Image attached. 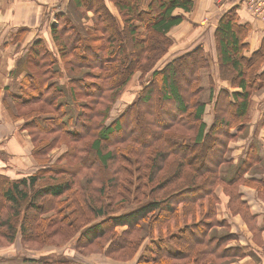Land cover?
<instances>
[{
  "label": "trees",
  "instance_id": "16d2710c",
  "mask_svg": "<svg viewBox=\"0 0 264 264\" xmlns=\"http://www.w3.org/2000/svg\"><path fill=\"white\" fill-rule=\"evenodd\" d=\"M112 1L119 16L105 0H71V11L95 13V29L86 34L81 19L57 7L52 44L37 36L19 58L14 76L26 74L19 90L7 89L22 109L14 117H25L22 127L45 166L29 177L0 172V237L13 241L11 232L20 226L25 239L47 243L52 238L47 227L58 219L53 230L65 239L77 235V247L94 245L100 251L109 240L106 251L113 257L128 259L140 251L136 264H229L245 257L239 246L229 245L236 233L215 230L231 227L218 218L214 189L223 180L233 186L243 179L264 191V179L246 175L261 162L259 139L248 142L238 161L228 156L231 141L248 131L250 94L264 80V37L252 50L251 24L241 22L236 6L225 9L213 36L220 76L236 88L212 90L205 100L202 70L212 64L204 45L156 67L172 44L168 33L184 18L174 11L192 9L194 0ZM182 70L185 87L178 80ZM137 71L152 73L110 121L114 103ZM61 138L69 144L58 160L68 161L46 166L49 150ZM202 147H207L205 160L198 167ZM83 173L87 178L81 180ZM235 185L230 209L241 213L255 236L261 230L253 226L255 216ZM49 211L54 215L39 219ZM24 259L71 264L64 256Z\"/></svg>",
  "mask_w": 264,
  "mask_h": 264
},
{
  "label": "rangeland",
  "instance_id": "374dc122",
  "mask_svg": "<svg viewBox=\"0 0 264 264\" xmlns=\"http://www.w3.org/2000/svg\"><path fill=\"white\" fill-rule=\"evenodd\" d=\"M105 1L109 5V10L112 11L110 12L115 14L116 16H119V9L115 5V3L112 0ZM207 1H210V4L214 5V9H217V15H215L216 13H214V9V15H210L212 12L211 9H206V14L200 13V8L205 6ZM18 2H20V0H18ZM41 2L45 4V2L49 1L42 0ZM222 2L223 0H194L193 8L188 11H185L181 8H176L174 13L182 14L184 18L182 22L175 25L172 30L168 33V35L172 39V44L169 46V50L165 54H163L158 60V64L156 66L161 67L165 64L168 59L173 58L180 53L193 49L199 41L205 40L206 46L211 50L209 51L208 49L207 54L212 64L210 68H205L202 70L201 83L204 86V90L201 93V98L205 100L209 99V95L212 90L213 93H216L221 87H225L222 86L224 84V81H228L231 85L230 80L224 79L222 78V76H220L218 69L219 62L217 60V51L215 48L216 45L214 41V36L213 40L210 41L208 39V34L210 33V31L213 30L211 26L212 20H219L222 11H225L226 8L230 7H228V5H230V2L227 4L220 5L222 4ZM70 3L71 0H54L53 2L46 3V7L48 8V10L50 9V13L49 15H47V18L45 16L43 20L38 14L39 5L33 7L34 13L30 12V8L26 6L21 8H14V10L27 12V18L31 20L32 17V19L35 21L28 22V24H26L25 22H22L24 15L22 16V21H20V16L13 14L11 16H6V22H0V172H7L12 178L29 177L34 172H36L41 166L45 165H40L39 161L36 159L35 154L33 152V149L35 147L33 140L30 137L29 131L22 127L25 122V117H14L15 115L18 116V114L22 112V109L11 99L8 93L7 85H9V88L14 91H17V89L19 90V82L21 78L26 74V72H22L18 78H15L14 71L15 68H17V63H19V58L23 53L26 52V47L29 43L33 41L36 36L39 35L40 37H42L46 41V44H52L53 38L52 35L50 37V25L56 22L55 10L57 9V7H61L63 9L67 8L66 10L72 13L74 20L81 19L80 27L79 23L78 27L82 30V33L86 34L89 31H94L95 24L97 23L95 13L92 10L88 9H73V11H71V8L69 6ZM207 8L209 7L207 6ZM253 22L255 25L258 23L262 24L261 27L257 26V31H259V34L263 33L262 31H264V23L258 18L253 20ZM20 25H25L29 27V31H26V33L24 34V38L22 37V39L18 43H14L10 39L7 40V35L13 32L11 28H17V26ZM212 49L215 51L213 52ZM152 71H150L146 76H142V73L139 71L135 73V75L132 77V80L123 89L122 93L114 103L111 110V117L109 119L110 121L117 117L119 114H121L126 105L132 102V100L136 97L138 91L142 87V84L147 82V79L151 75ZM178 75L180 85L182 87H185V81H183L185 79L182 77L184 75L183 70L179 71ZM210 77H212L213 81L210 80ZM60 81L67 82L68 80L67 78H60ZM260 84L262 85L259 86L256 91L253 90L250 94V105L248 114L249 122L247 133L243 137L239 136L236 139H233L230 143L231 151L228 156L229 158H233L235 162L243 156L242 152L240 151L241 147H247V144L251 139L257 138L256 136L258 127L254 126V123L258 121L261 112V110L259 109L264 105V80ZM235 88L236 87L230 86L231 90H234ZM7 104L10 109L8 108ZM212 116V100H210L209 102H207L204 117L209 122ZM140 117L145 120V118L141 116V114ZM249 133L252 134L251 137L249 136ZM243 142H246V144L242 145ZM67 143V141L61 138L57 144L52 146L47 154L48 162H44V164H46L47 166L55 163L58 160V156L68 149L69 143ZM206 149L207 147H202L201 149H199V151L202 152L201 154L203 156H200L201 158L199 160L198 154H200V152L196 154L197 159L199 161L195 160V166H198L201 161L204 162V153ZM58 161L66 162L68 161V159H59ZM263 171L264 162H259L255 166V169L249 171L246 175H250L253 173L263 174ZM85 173L79 176L81 180L87 178V174ZM58 174H62L65 176V173ZM233 182L234 184L232 186V184H229L227 181L223 180L215 186L214 192L218 198L217 215L219 210L221 213L225 212L227 204V209L230 215H239L249 227L247 221L242 217L241 213H234L230 209L229 205L231 186L232 190L235 191V183H238L237 189L238 191H240L241 185H248V183H245L246 181H244L243 179L235 180ZM248 186L255 188V190L257 191V195L264 202V191L261 194L259 192V187L256 188L252 185ZM69 192L70 191L64 194L61 198L64 199L65 196L69 195ZM67 203L62 204L61 207L65 208ZM65 211H68V209H65ZM50 215H54V211L42 213L39 219L43 216L46 217ZM221 221H225V223H228V225L231 226V224L226 219H222ZM59 222L60 221L57 219L54 224L50 223V226L47 227V231L50 233V235H52V238H50L51 241L47 243H38L37 241H33L34 239H25L23 237L22 232H20V226H18L17 228L18 231L15 229V231L11 232V234L14 235L13 241L0 237V264H38L37 261L25 260L24 257L35 258V260H39L44 256H46L47 258L64 256V258L70 260L71 264H136V261L141 253L139 250L142 249V246L141 248H139V252H137L136 255H134L133 257H128V259L111 256V253L109 254V252L106 251V248L109 244V240L102 244L100 251L93 250L94 245H78L79 247H77V235H73L70 238L68 237L67 239H65V235L61 233L57 234L56 230H53L57 228ZM51 224H53V226H51ZM254 224L255 222H253V226ZM124 228L125 227L120 226V232H122ZM231 229L232 228L227 229V227L221 225L218 227V229L216 228L215 230L218 233H225L226 231H231ZM261 234V231L256 233L254 238ZM235 239H237V236ZM235 239H232L230 242ZM257 240L258 241L254 240L256 245L263 248L264 250V239L257 238ZM242 258L243 257L236 258L230 261L229 264L234 261H236L235 263H237V261L239 262Z\"/></svg>",
  "mask_w": 264,
  "mask_h": 264
},
{
  "label": "crops",
  "instance_id": "0c3cea01",
  "mask_svg": "<svg viewBox=\"0 0 264 264\" xmlns=\"http://www.w3.org/2000/svg\"><path fill=\"white\" fill-rule=\"evenodd\" d=\"M41 1L42 0H20V2H18V0H0V22H2V21L6 22L7 21L6 16H11L13 14L20 16V21H22V16L24 15L22 22H25L26 24H28V22H34L35 20H33L32 17H31V20H29L27 18V12L14 10V8H18V7L21 8L24 6L30 8V12L34 13L33 7H36L39 5L38 14L41 16V19L43 20L45 18V16L47 18V15H49V13H50V9L48 10V8L46 7L47 6L46 3L53 2L54 0H47L49 2H45V4H43V2H41ZM55 1H57V0H55ZM207 6L209 8H207ZM213 6L214 5L210 4V1H207L206 5L200 8V13L206 14V9H211L212 12L210 15H214V13H216L215 15H217L218 11L216 8L214 9ZM229 6H233V7L236 6L235 8L237 9V11H239V15H240L242 23L251 24L252 30H251V33H250L248 39H249L250 44L252 46V50H255L258 47L261 38L264 37V31H262L263 33H260V34H259V31H257V26L261 27L262 24H260V23H258L256 25L254 24L253 20H255L256 18L254 16H252V14L248 11L245 1L233 0L230 2V5H228V7ZM213 9H214V13H213ZM223 12L224 11H222V13ZM41 19H39V20H41ZM217 21L218 20H214V19L212 20L211 26H212L213 30L216 28ZM11 29L13 30V32L9 33L6 37L7 40L10 39L11 41L14 38H18V39H22V37L24 38V34L26 33V31H29V27H27L25 25L17 26V28L12 27ZM44 30H45V28H44ZM213 30L210 31V33L208 34V39L210 41L213 40ZM197 44L204 45V48L208 51L209 48L206 46L205 40L199 41ZM209 51H211V50L209 49ZM214 51L215 50H213V52ZM7 86H9V85H7ZM10 86H12V85H10ZM222 86L230 88L231 85L229 84L228 81H224V84ZM259 110H261L260 117H259L258 121L254 123V126L258 127L256 137L259 138V140L262 142V149L260 151V158H261V162H264V127L260 126V124L262 123V120H263V116H264V105ZM251 135L252 134L249 133L250 137H251ZM243 144L245 145L246 142H243L242 145ZM245 148H246V146L241 147L240 151L242 152V154H244ZM247 176L253 177V178H249V179L259 181V180L264 179V171H263V174H260V173L254 174L253 173V174H250ZM240 192L242 194V200L245 201L249 205L251 213L255 216V225H256L257 230H261L262 234L256 236V238H254L253 231L246 225V223L243 221V219H241V217L239 215H234V216L230 215V213L227 209V204H226L225 212L221 213L219 210L218 211V218L220 220L226 219L231 224V226H230L232 228L231 232H234L237 234V239L230 242L229 245L239 246L247 254V255H245V257H243L241 259L242 261L241 260L239 262L237 261V263H235L236 261H234L231 264H264V250H263V248L256 245V243L254 242V240L258 241L257 238H260V239L263 238L264 239V202L257 195V191L255 190V188H253L251 186L241 185Z\"/></svg>",
  "mask_w": 264,
  "mask_h": 264
},
{
  "label": "built area",
  "instance_id": "2783aa9c",
  "mask_svg": "<svg viewBox=\"0 0 264 264\" xmlns=\"http://www.w3.org/2000/svg\"><path fill=\"white\" fill-rule=\"evenodd\" d=\"M233 0H223L222 4H227ZM245 1L248 11L252 16L264 23V0H242Z\"/></svg>",
  "mask_w": 264,
  "mask_h": 264
}]
</instances>
